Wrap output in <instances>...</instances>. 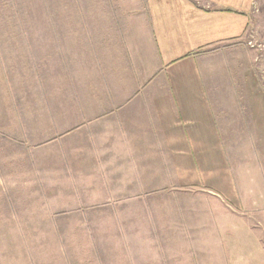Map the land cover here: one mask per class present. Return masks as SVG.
I'll return each mask as SVG.
<instances>
[{
	"label": "rangeland",
	"instance_id": "374dc122",
	"mask_svg": "<svg viewBox=\"0 0 264 264\" xmlns=\"http://www.w3.org/2000/svg\"><path fill=\"white\" fill-rule=\"evenodd\" d=\"M248 18L240 38L197 53L240 162L249 206L235 210L177 188L162 150L132 170L139 157L101 148L119 138L116 114L79 107L96 93L123 105L152 82L145 0H0V264H264V141L249 108L264 99V0Z\"/></svg>",
	"mask_w": 264,
	"mask_h": 264
},
{
	"label": "crops",
	"instance_id": "0c3cea01",
	"mask_svg": "<svg viewBox=\"0 0 264 264\" xmlns=\"http://www.w3.org/2000/svg\"><path fill=\"white\" fill-rule=\"evenodd\" d=\"M252 2L145 0L158 60L152 82L142 86L139 95L133 86L123 105L109 100L111 107L104 108L106 95L97 93L87 103L80 100L79 107L95 108V118L116 114L110 121L118 122L119 138L101 148L112 150V155L139 157L129 165L143 172L148 171L152 151L161 157L162 150L163 158L156 164L171 162L177 188L200 190L225 208L246 210L249 205L241 193L245 185L236 166L240 162L222 139L197 53L240 38L247 29ZM249 108L253 132L264 141V99L254 100Z\"/></svg>",
	"mask_w": 264,
	"mask_h": 264
}]
</instances>
